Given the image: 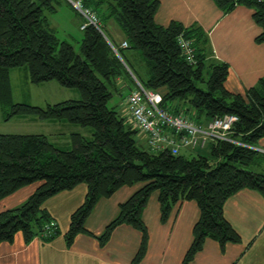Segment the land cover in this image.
I'll list each match as a JSON object with an SVG mask.
<instances>
[{
    "label": "trees",
    "instance_id": "1",
    "mask_svg": "<svg viewBox=\"0 0 264 264\" xmlns=\"http://www.w3.org/2000/svg\"><path fill=\"white\" fill-rule=\"evenodd\" d=\"M79 1L96 16L98 28H79L82 36L76 52L71 44L59 41L45 15L56 13L62 3L70 4L67 0H0L3 120L33 118L91 130L90 138L72 133L69 150L57 148L46 135L0 134V200L25 186L39 184L23 203L0 212V243H11L18 232L25 243L35 238L51 242L60 231L44 203L83 184L84 201L70 215L63 234L69 247L79 234L94 236L85 228V221L99 199L111 197L121 187L141 184L119 205L118 215L103 233L94 236L101 247L117 227L130 226L141 237L130 264L141 262L149 242L142 213L153 193L158 195L162 223L177 204L192 201L198 207L199 218L192 227V241L182 264H189L207 239L217 242L221 251L227 244H239L241 238L224 217L223 206L244 189L257 191L264 198V154L255 150L264 138V77L243 94L226 90L228 68L223 63H207L209 45L204 32L177 22L157 25L158 0ZM213 1L224 12L236 5L252 9V19L261 29L255 42L264 44V0ZM75 12L80 27L84 19ZM110 21L122 33L127 48L107 33ZM179 35L191 42L194 65L184 59ZM124 65L144 89L161 95L160 107L173 115L182 113L198 124L223 115L236 116L230 138L241 145L211 142L205 147L210 158L202 154L173 156L167 150L147 152L118 106H110L114 94L119 93L117 80L126 79L129 89L136 87ZM23 67L31 84L56 82L77 90L79 99L44 107L12 103L9 73ZM197 84H205L206 90Z\"/></svg>",
    "mask_w": 264,
    "mask_h": 264
},
{
    "label": "crops",
    "instance_id": "2",
    "mask_svg": "<svg viewBox=\"0 0 264 264\" xmlns=\"http://www.w3.org/2000/svg\"><path fill=\"white\" fill-rule=\"evenodd\" d=\"M158 1L159 8L154 17L157 25L166 27L177 22L184 28L198 27L204 32L209 45L207 63H223L228 68L226 90L243 94L264 77V44L255 42L261 29L252 19V9L236 5L231 11L224 12L213 0ZM106 30L116 43L124 42L122 33L110 24L106 25ZM117 83H121L119 92L124 87L128 91L134 89H129L131 85L126 79H119ZM17 119L27 123L42 122L33 118ZM44 123L52 126L58 122ZM46 133L41 135H50ZM255 150L264 154V138L258 141ZM188 152L190 150H182L180 154L187 155ZM38 185L25 186L0 200V212L23 203ZM139 187L141 184L124 186L111 197L99 199L85 221V228L94 236L101 235L118 215L119 205ZM85 194L86 187L81 184L47 200L43 206L55 220L60 235L47 243L38 238L25 243L18 232L11 243H0V264H130L141 237L127 225L117 227L103 247L96 237L87 234L77 235L66 247L63 234L68 229L69 217L83 203ZM157 196V193L150 196L142 213L149 242L139 264H182L192 241V227L199 218L198 207L192 201L177 204L168 220L162 223ZM223 214L239 234L241 242L227 244L221 251L217 242L207 239L189 264H264V198L257 191L241 190L226 200Z\"/></svg>",
    "mask_w": 264,
    "mask_h": 264
},
{
    "label": "built area",
    "instance_id": "3",
    "mask_svg": "<svg viewBox=\"0 0 264 264\" xmlns=\"http://www.w3.org/2000/svg\"><path fill=\"white\" fill-rule=\"evenodd\" d=\"M81 15L84 22L80 30L88 25L98 28V20L90 11L81 7L80 1L67 0ZM261 1V0H257ZM182 55L189 65L195 64L191 42L182 35L177 38ZM127 48V43L120 44ZM136 87L129 92L120 108L125 121L137 131V141L149 153L167 150L173 156L182 150L203 149L211 142L225 141L241 145L230 138V131L238 121L234 115L215 117L206 124H198L184 114L173 115L160 107V94L144 89L136 80Z\"/></svg>",
    "mask_w": 264,
    "mask_h": 264
},
{
    "label": "rangeland",
    "instance_id": "4",
    "mask_svg": "<svg viewBox=\"0 0 264 264\" xmlns=\"http://www.w3.org/2000/svg\"><path fill=\"white\" fill-rule=\"evenodd\" d=\"M70 4L62 3L56 13L47 16L51 27L55 30V34L59 41H65L71 44L76 52H79V40L82 32L79 30L80 19L77 16L74 8ZM108 24L116 31H119L116 25L110 21ZM108 24H106L108 26ZM206 72V71H205ZM208 79V75H204ZM9 83L11 91L12 103H24L33 106L44 107L47 104H56L70 99H79V93L75 89H67L61 87L56 82L43 83L33 85L28 80V72L25 67L13 69L9 73ZM121 85V83L119 84ZM202 90H206L205 84H197ZM129 91L125 88L120 89V92L114 94L110 102V106L116 105L120 110L123 105L124 96ZM124 106V105H123ZM9 106L7 107V111ZM4 114L0 109V134H41L42 132L50 138V142L57 148L62 150L71 149L70 135L72 133H80L83 136L90 138L91 130L89 128H82L77 125L68 124L66 122H58L52 126L49 124L41 123H27L23 120L13 118L8 122L4 120ZM61 123V124H60ZM202 154L210 158V153L207 148L196 149L188 152L187 155L196 156Z\"/></svg>",
    "mask_w": 264,
    "mask_h": 264
},
{
    "label": "water",
    "instance_id": "5",
    "mask_svg": "<svg viewBox=\"0 0 264 264\" xmlns=\"http://www.w3.org/2000/svg\"><path fill=\"white\" fill-rule=\"evenodd\" d=\"M100 33L103 35V33L101 32V30H99ZM104 39L108 42L107 38L103 35ZM113 51L116 53V51L113 49ZM117 54V53H116ZM125 66V65H124ZM125 68L127 69V67L125 66ZM128 73L131 75L132 79L135 80V78L133 77V75L131 74V72L127 69Z\"/></svg>",
    "mask_w": 264,
    "mask_h": 264
}]
</instances>
